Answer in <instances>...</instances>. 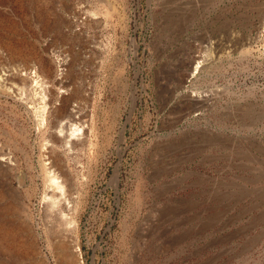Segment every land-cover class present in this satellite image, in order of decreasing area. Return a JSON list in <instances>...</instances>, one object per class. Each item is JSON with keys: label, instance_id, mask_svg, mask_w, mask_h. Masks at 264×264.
<instances>
[{"label": "rangeland", "instance_id": "1", "mask_svg": "<svg viewBox=\"0 0 264 264\" xmlns=\"http://www.w3.org/2000/svg\"><path fill=\"white\" fill-rule=\"evenodd\" d=\"M0 264H264V0H0Z\"/></svg>", "mask_w": 264, "mask_h": 264}, {"label": "bare ground", "instance_id": "2", "mask_svg": "<svg viewBox=\"0 0 264 264\" xmlns=\"http://www.w3.org/2000/svg\"><path fill=\"white\" fill-rule=\"evenodd\" d=\"M210 47V46H209ZM63 64V63H62ZM24 71V73H23ZM40 71V70H39ZM22 72V73H21ZM32 73V74H31ZM15 75V74H14ZM13 75V76H14ZM17 77L20 78V81L21 83L26 86L27 83H30V87L29 88H22L21 91H22V94L26 96V92L30 94V97L32 102H36L35 106H29L31 109H32V112L33 114H35V119L37 121V127L38 125L41 126V124L43 123L42 121H44L45 119V115H46V110H47V101H48V97H46V92H47V88L49 86H44L43 84L46 82L44 80L43 77H41L40 75H38L37 73L35 72H31L30 69L28 68V66L22 70H18L17 72ZM4 76V75H3ZM6 78V77H5ZM18 80V79H17ZM16 80V81H17ZM13 81V80H12ZM32 82V84H31ZM20 83V82H19ZM21 87V86H20ZM38 88V90H37ZM3 89V88H2ZM48 96V95H47ZM29 102V101H28ZM71 102V101H70ZM30 103V102H29ZM49 104V103H48ZM63 105V103H62ZM71 107V106H70ZM75 108V107H74ZM69 109V108H67ZM78 109V108H77ZM48 111V110H47ZM62 111V110H61ZM65 111V110H64ZM68 111V110H67ZM66 111V112H67ZM75 111V110H74ZM60 113V112H59ZM63 113V112H62ZM75 112H73V109L71 111H68L67 112V116L65 117L67 119V121L64 123L63 126H61L59 128V130H55L56 128H54V130L50 131L48 134H49V137L50 139L52 140V143L54 142H60L61 144L63 143L62 147L64 149H69L72 147L74 143V140H76L80 135L83 134V129L80 128L79 125H77L75 121L76 119V115L74 114ZM48 114V113H47ZM80 114V112H79ZM75 115V116H74ZM57 117V116H56ZM83 117V116H82ZM59 118V117H58ZM79 118V117H77ZM56 121V120H55ZM62 122V121H61ZM43 126V124H42ZM41 126V127H42ZM55 126V125H54ZM56 127V126H55ZM40 128V127H39ZM50 128V127H49ZM78 141V139H77ZM84 141V140H83ZM82 142V141H81ZM53 143V144H54ZM83 143V142H82ZM53 144L49 145V147L46 149V160H48L46 163L44 162V170L47 174V179L49 181V185L51 188L49 190V192H51V198H53V201L54 199L56 198H59L57 197L58 195H62L64 193V190L67 191V187L69 186L67 180H59L60 177L58 175L59 171V168H60V163L56 164L57 162V159L58 157H60L59 153H58V150L56 149V145L53 146ZM77 146V145H76ZM44 148V147H43ZM61 149V148H60ZM59 149V150H60ZM62 151V150H61ZM66 154V152H65ZM63 156V155H62ZM61 156V157H62ZM65 156V155H64ZM44 159V160H45ZM45 160V161H46ZM60 160V159H58ZM64 161V160H63ZM59 162V161H58ZM61 162V161H60ZM65 166V164L63 165ZM62 170H64V168H62ZM44 172V173H45ZM66 172V171H64ZM68 173V172H67ZM65 174V173H64ZM63 174V175H64ZM46 176V175H45ZM67 176V175H66ZM62 177V176H61ZM70 177V176H69ZM64 178V176H63ZM66 179V177L64 178ZM71 179V178H70ZM70 181V180H69ZM72 181V180H71ZM71 190V189H70ZM65 191V192H66ZM9 238V237H8ZM61 240V239H60ZM71 242V240H70ZM74 242V241H73ZM70 244V243H68ZM72 245H74V248L73 251L74 252H77V247H75V244L72 243ZM66 246H64L61 242L57 244L56 246V249H57V252L61 255V256H65L66 255ZM59 255V256H60ZM63 259V258H62ZM67 261V260H66Z\"/></svg>", "mask_w": 264, "mask_h": 264}]
</instances>
